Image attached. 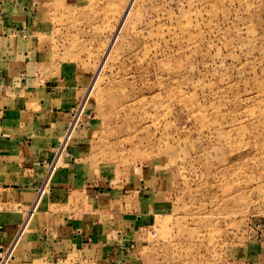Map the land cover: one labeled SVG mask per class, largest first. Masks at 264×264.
I'll return each mask as SVG.
<instances>
[{
  "label": "rangeland",
  "instance_id": "374dc122",
  "mask_svg": "<svg viewBox=\"0 0 264 264\" xmlns=\"http://www.w3.org/2000/svg\"><path fill=\"white\" fill-rule=\"evenodd\" d=\"M45 1L91 81L35 204L60 168L77 219L113 229L73 264H264V0Z\"/></svg>",
  "mask_w": 264,
  "mask_h": 264
},
{
  "label": "crops",
  "instance_id": "0c3cea01",
  "mask_svg": "<svg viewBox=\"0 0 264 264\" xmlns=\"http://www.w3.org/2000/svg\"><path fill=\"white\" fill-rule=\"evenodd\" d=\"M45 3L0 0V253L23 228L18 253L11 255L15 264H73L78 251L86 263L101 251L97 241L109 242L113 232L107 216L87 226L66 206L74 191L87 196L88 190H77L78 181L63 177L59 168L53 175L58 179L50 181L49 204L41 207V199L35 204L52 174L47 167L55 139L91 81L88 69L56 60L55 24L48 21Z\"/></svg>",
  "mask_w": 264,
  "mask_h": 264
}]
</instances>
